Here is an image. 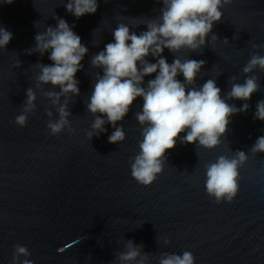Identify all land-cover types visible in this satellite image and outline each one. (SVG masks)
<instances>
[{"label":"water","instance_id":"95a60500","mask_svg":"<svg viewBox=\"0 0 264 264\" xmlns=\"http://www.w3.org/2000/svg\"><path fill=\"white\" fill-rule=\"evenodd\" d=\"M97 2L95 14L77 19L67 12V0L11 4L0 0V27L13 34L6 48L0 49V264H11L17 244L28 248L33 264H119L116 255L125 251L128 240L143 245L148 264H158L162 254L185 251L193 254L195 264H264V153L254 155L250 150L264 136V121L253 119L257 102L264 100V72L252 73L259 78L260 89L247 101L246 113L230 117L218 147L183 145L178 140L166 152L168 160L156 181L143 186L131 176L129 164L142 140L135 113L143 100L138 97L117 124L123 125V142L109 143L111 124L89 140L95 117L86 104L97 72L103 74L90 59L114 42L112 32L119 23L139 34L147 30L150 18L159 16L163 5L158 0ZM220 10L223 17L213 26L219 39L200 52L184 49L176 55L206 61L195 83L202 86L208 79L216 80L223 98L230 91V77L244 82L242 69L251 55L264 56V0H232ZM56 16L74 25L89 51L75 77L80 95L69 103L75 131L65 129L53 136L46 110L53 111V119L58 114L43 91L59 88L42 85V91L35 79L40 71L37 62H53L50 53L41 56L30 50L36 34L56 26ZM225 38L229 43H224ZM254 44L260 47L253 48ZM163 56L173 62L168 49ZM147 59L156 62L151 55ZM155 75L144 78L145 86ZM177 78L183 82L182 74ZM29 87L36 93L37 107L21 127L15 118L22 114ZM226 102L237 108L245 103ZM236 150L248 155L239 169L238 193L230 203H216L206 192L204 165L220 155L231 157Z\"/></svg>","mask_w":264,"mask_h":264},{"label":"clouds","instance_id":"9594fccd","mask_svg":"<svg viewBox=\"0 0 264 264\" xmlns=\"http://www.w3.org/2000/svg\"><path fill=\"white\" fill-rule=\"evenodd\" d=\"M11 4L13 0H3ZM162 3L159 16L150 18L146 31L139 34L131 31L125 23H119L113 30L114 42L105 45L104 50L92 55L90 64L97 72L94 87L86 104L87 110L95 117L89 140L106 132L105 124H111L114 131L108 137L109 143L117 144L126 139L123 125L117 126L128 114L133 102L142 98V109L135 113V118L142 127V140L139 152L129 159L131 176L143 186H150L162 173L168 157L166 152L175 148L177 141L183 145L195 144L213 149L221 144L226 136L230 117L246 113L253 93L259 91L258 77L255 70L264 72V56L253 53L243 67L246 78L243 83L237 77H230V91L222 98L221 89L216 80L208 79L202 86L195 81L205 65L204 60L181 59L176 55L181 50L200 52L206 44L218 38L213 33V26L220 22L223 13L220 9L232 3V0H158ZM67 12L77 19L85 14H95L97 0H67ZM55 27L49 26L44 32L35 35V47L30 50L41 56L50 53V65L37 62L39 74L35 77L37 88L51 85L59 91H43L58 114L53 119V111L46 110L49 117L47 128L55 136L65 129L72 133L75 129L70 124L69 103L80 95L79 81L75 78L83 65L81 61L88 53V48L81 43V37L73 31L65 19L55 17ZM139 26V25H138ZM137 26V27H138ZM210 36V40H209ZM13 39V34L0 27V49H5ZM130 42V43H129ZM224 43H229L224 39ZM259 45H253L258 48ZM164 49L174 54L171 64L163 56ZM151 55L155 63L148 61ZM18 62L16 67H19ZM155 73V78H144ZM183 76V82L177 77ZM37 99L34 90H26L22 114L15 118L21 127L27 124L29 115L36 110ZM63 99V102L61 100ZM245 101L240 108L226 101ZM254 120L264 121V100L256 104ZM181 133H186L181 136ZM255 155L264 153V136L257 138L251 147ZM248 155L242 150L234 151L233 156L220 155L215 162L206 163L205 188L208 196L216 203L232 202L239 190V169L247 162ZM168 244L167 239L164 240ZM30 251L26 246H14L11 264H33ZM23 258V259H21ZM149 254L143 251V245L128 240L125 251L116 255L119 264H148ZM158 264H195V258L189 251L178 254H162Z\"/></svg>","mask_w":264,"mask_h":264}]
</instances>
